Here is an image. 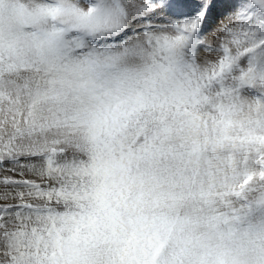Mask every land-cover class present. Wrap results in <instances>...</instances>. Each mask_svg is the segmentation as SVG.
Segmentation results:
<instances>
[{"label": "snow or ice", "instance_id": "6c2138e0", "mask_svg": "<svg viewBox=\"0 0 264 264\" xmlns=\"http://www.w3.org/2000/svg\"><path fill=\"white\" fill-rule=\"evenodd\" d=\"M6 162L0 264H264V0H0Z\"/></svg>", "mask_w": 264, "mask_h": 264}, {"label": "bare ground", "instance_id": "6f19581e", "mask_svg": "<svg viewBox=\"0 0 264 264\" xmlns=\"http://www.w3.org/2000/svg\"><path fill=\"white\" fill-rule=\"evenodd\" d=\"M9 167H11V169H12L13 165L11 163L9 164L7 162L4 163L3 165H0V178H3L5 176H13L14 175V173L12 171H9L10 170Z\"/></svg>", "mask_w": 264, "mask_h": 264}, {"label": "rangeland", "instance_id": "374dc122", "mask_svg": "<svg viewBox=\"0 0 264 264\" xmlns=\"http://www.w3.org/2000/svg\"><path fill=\"white\" fill-rule=\"evenodd\" d=\"M211 41V42H210ZM208 42H210V43H214V37H209V41ZM203 54V53H202ZM10 164V163H9ZM7 168V167H6ZM9 169H11V167H9ZM0 179H2V178H0Z\"/></svg>", "mask_w": 264, "mask_h": 264}]
</instances>
